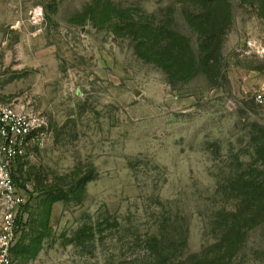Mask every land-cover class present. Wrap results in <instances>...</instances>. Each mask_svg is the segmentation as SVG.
Returning <instances> with one entry per match:
<instances>
[{
  "label": "rangeland",
  "instance_id": "1",
  "mask_svg": "<svg viewBox=\"0 0 264 264\" xmlns=\"http://www.w3.org/2000/svg\"><path fill=\"white\" fill-rule=\"evenodd\" d=\"M231 2L220 59L192 74L158 38L204 56L198 0H0V102L35 126L12 264H264V227L214 258L224 188L264 159V2ZM4 212L0 194V231Z\"/></svg>",
  "mask_w": 264,
  "mask_h": 264
},
{
  "label": "trees",
  "instance_id": "2",
  "mask_svg": "<svg viewBox=\"0 0 264 264\" xmlns=\"http://www.w3.org/2000/svg\"><path fill=\"white\" fill-rule=\"evenodd\" d=\"M198 1L201 4L203 14L195 18V23L199 34L204 39L201 46L204 56L197 58L192 51L193 48H191L193 44L182 33L163 29L158 38L159 43L168 42L170 46L169 53L163 55L161 62L167 66L175 64L184 68L188 67L192 74L199 69L198 60L202 66L209 68L210 63L220 59L223 38L233 22L232 0ZM257 1L264 2V0ZM188 19L190 20L191 17ZM140 31L145 34L143 45L149 43L148 48L151 49L153 36L151 23L146 21L142 23ZM168 68L170 69V67ZM259 133L261 138L255 137L254 139L257 146H260L256 149L257 155L264 157V128L261 127ZM261 160L262 169H249L251 173L238 175L236 180L228 182L224 188L234 201V205L231 209L226 208L219 213L221 219L218 224L221 229V238L217 245L215 260L227 258L225 257L228 255L227 251L232 254L230 258L237 255L241 251L240 249L246 245L249 231L264 227V159ZM29 203L30 198L28 197L27 204Z\"/></svg>",
  "mask_w": 264,
  "mask_h": 264
},
{
  "label": "built area",
  "instance_id": "3",
  "mask_svg": "<svg viewBox=\"0 0 264 264\" xmlns=\"http://www.w3.org/2000/svg\"><path fill=\"white\" fill-rule=\"evenodd\" d=\"M30 15L37 23L43 10L38 7ZM34 129L31 119L0 102V194L5 208L0 231V264H12L18 242V216L28 203V197L17 184L13 167L26 154Z\"/></svg>",
  "mask_w": 264,
  "mask_h": 264
}]
</instances>
